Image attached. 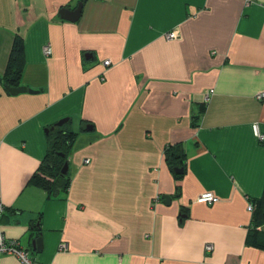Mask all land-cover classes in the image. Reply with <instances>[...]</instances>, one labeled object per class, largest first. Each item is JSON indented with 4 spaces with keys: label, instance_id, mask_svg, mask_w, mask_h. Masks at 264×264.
I'll return each mask as SVG.
<instances>
[{
    "label": "crops",
    "instance_id": "obj_1",
    "mask_svg": "<svg viewBox=\"0 0 264 264\" xmlns=\"http://www.w3.org/2000/svg\"><path fill=\"white\" fill-rule=\"evenodd\" d=\"M79 2L77 20L61 16ZM17 35L20 85L36 92L7 87ZM261 92L264 0H0V230L36 263L264 264L246 242L264 192ZM65 117L71 183L51 196L29 179ZM178 144L177 194L166 150ZM206 191L219 200L197 201Z\"/></svg>",
    "mask_w": 264,
    "mask_h": 264
},
{
    "label": "trees",
    "instance_id": "obj_2",
    "mask_svg": "<svg viewBox=\"0 0 264 264\" xmlns=\"http://www.w3.org/2000/svg\"><path fill=\"white\" fill-rule=\"evenodd\" d=\"M24 40L22 36L17 35L13 45L12 53L5 71L4 77L7 82L15 86L20 85L23 61H24ZM205 105H201L200 113L195 116L198 118L204 111ZM77 132L73 131L67 122L62 125H55L47 134L48 151L41 162L39 168L31 175L29 182L42 187L51 196L65 197L71 183L69 170L62 172L66 162L69 163V157L72 151ZM264 141V140H262ZM185 150L180 144L169 147L166 150V159L176 177V193L180 192L181 179L186 168ZM184 167V171L176 172L175 167ZM49 196V197H51ZM252 208L251 226L248 230L246 242L254 247L264 249V192L261 197L250 199ZM35 233L41 234L40 227H36Z\"/></svg>",
    "mask_w": 264,
    "mask_h": 264
},
{
    "label": "built area",
    "instance_id": "obj_3",
    "mask_svg": "<svg viewBox=\"0 0 264 264\" xmlns=\"http://www.w3.org/2000/svg\"><path fill=\"white\" fill-rule=\"evenodd\" d=\"M176 31H170L168 33H166V37L171 39V38H175L176 37ZM45 53H49L51 51V48L49 46H45ZM104 63L106 65L111 63L110 59H105ZM258 97H263L264 96V92H261L257 95ZM255 131L257 133V135L259 136V138L261 140H264V133L261 132L258 128V125L255 124L254 125ZM219 200V196H217L216 194H214L211 191H206V192H202L198 197H197V201L199 202H217ZM3 202L0 199V213L3 210ZM249 209L252 208L251 204H249ZM206 248L208 250L212 249V245L211 244H207ZM4 253H15L17 254L19 257H21L23 259L24 262H26V264H50V263H36L34 261H32V259H30V257L28 256V252L24 249H21L18 245V242L16 240H10L7 239L6 236L4 235V233L0 230V255L4 254Z\"/></svg>",
    "mask_w": 264,
    "mask_h": 264
},
{
    "label": "water",
    "instance_id": "obj_4",
    "mask_svg": "<svg viewBox=\"0 0 264 264\" xmlns=\"http://www.w3.org/2000/svg\"><path fill=\"white\" fill-rule=\"evenodd\" d=\"M81 10H82V2H79L78 5L71 9V8H67V7H63L60 9V14L63 18H67L69 20H77L80 15H81ZM8 89L13 93V94H17L19 92H24V91H30V92H36L37 90L35 89H32V88H29L28 86L26 85H18V86H11V85H7ZM69 118L65 117V118H62L60 120H58L55 125H62L64 123H66L68 121ZM54 126H51L50 128H46L45 131L46 132H49L50 129H53ZM92 127L91 126H87V129H91ZM69 169V163L66 162L62 168V172L63 173H66ZM176 172H182L184 171V167H175L174 168ZM164 198V202L167 203V204H170L171 203V195L170 194H164L162 196ZM183 215H187V214H183ZM32 246L33 248L35 249H38V250H42L43 249V246H44V242H43V238L41 236H38L36 238H34L32 241Z\"/></svg>",
    "mask_w": 264,
    "mask_h": 264
},
{
    "label": "rangeland",
    "instance_id": "obj_5",
    "mask_svg": "<svg viewBox=\"0 0 264 264\" xmlns=\"http://www.w3.org/2000/svg\"><path fill=\"white\" fill-rule=\"evenodd\" d=\"M88 162V160H86Z\"/></svg>",
    "mask_w": 264,
    "mask_h": 264
}]
</instances>
